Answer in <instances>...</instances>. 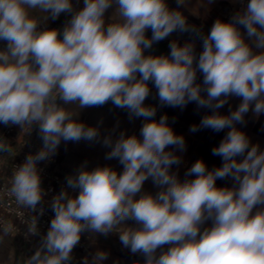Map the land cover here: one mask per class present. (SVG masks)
I'll use <instances>...</instances> for the list:
<instances>
[{"label":"clouds","instance_id":"9594fccd","mask_svg":"<svg viewBox=\"0 0 264 264\" xmlns=\"http://www.w3.org/2000/svg\"><path fill=\"white\" fill-rule=\"evenodd\" d=\"M231 2L238 7L230 17L205 32L189 23L187 0L175 8L168 0H0V125L26 135L35 128L42 141L15 165L7 193L30 213L42 216L45 204L54 212L43 235L31 215L25 236L39 235V243L17 264H104L103 250L74 257L86 232L118 235L142 257L132 264H264V149L237 127L249 112L264 115V0ZM62 15L61 28L49 27ZM174 33L191 38L172 39L167 54H155L154 45ZM149 97L158 105L146 104ZM233 97L240 100L234 109ZM109 103L129 121L142 119L138 135L113 138L119 122L102 135V120L80 119L81 110ZM189 103L209 110L190 132L228 131L211 149L221 165L197 159L181 179L185 138L167 114L156 116L158 108ZM80 141L108 149L105 160L122 171L84 161L47 199L52 189L42 186L38 165L62 142ZM12 151L0 134V154ZM149 180L155 193L144 188ZM13 230L3 227L5 235Z\"/></svg>","mask_w":264,"mask_h":264},{"label":"crops","instance_id":"0c3cea01","mask_svg":"<svg viewBox=\"0 0 264 264\" xmlns=\"http://www.w3.org/2000/svg\"><path fill=\"white\" fill-rule=\"evenodd\" d=\"M220 2H227L233 5L231 0H214L212 4H208L207 0H187V9L193 14L203 15L218 7ZM65 19L66 18H59L56 21H51L49 22V27L61 28ZM160 48L165 54L169 52L163 46H160ZM154 53L161 54L158 49H156ZM200 79L202 80V77ZM153 93H155L154 88ZM145 103L158 105V100H153L149 97ZM239 103V98L235 97L231 98L229 101V104L233 109ZM228 108L229 105H225L219 111L222 114H227ZM208 111L209 110L207 109H197V106L194 103H189L183 110L171 107L158 108L156 118L159 119L161 115L167 114L169 117V123L174 131L178 135H183L186 141V152L183 153L184 162L178 168V174L181 179H184V173L187 170V167H190L197 159H203L209 168L220 166L222 163L220 157L211 154V149L219 144L228 131L227 129L219 133L213 132L210 129H202L195 133L189 131L190 126L193 124H199L201 118L207 114ZM173 118H175V123L172 122ZM80 119L90 126H95L102 120V135L111 131L113 127L116 126L117 122H119V127L116 128L113 138H115L120 131H126L129 135L133 133L138 135L143 123L142 119L129 121L127 113L121 109L113 107L111 103L99 108H86L81 110ZM245 120L246 125H237V127H240L249 136L252 143H259L261 148L264 149V115L257 119L251 112H249L246 115ZM33 130H35L36 146L41 147L42 141L39 137L38 130L35 128ZM19 134H21L20 130L18 135ZM107 151L108 149L104 148L102 145L92 144L87 141H80L79 143L68 142L67 144L62 142L58 149V154L56 155L58 157L57 167L63 178L67 174L73 173L74 170L84 161H88L89 169L97 165L103 166L107 164L114 167L117 171H122V166L117 160H105L104 157ZM173 170H177V166H174ZM225 184L230 186L231 182L217 180L218 186H224ZM144 188L153 193L157 191L151 180L145 182ZM83 236L86 240L87 251L89 254L95 253L97 250H103L109 253V258L104 264H114L115 261H119L120 264H132L133 261L142 260V257L133 256L127 249L123 248L118 235L110 234L105 237L100 234H90L86 232ZM38 243L39 242H34L27 248H24L17 240L8 238L6 235H0V264H12L15 262V258L19 256L26 258V256L32 254L34 247ZM120 246H122V248L128 253H123Z\"/></svg>","mask_w":264,"mask_h":264},{"label":"built area","instance_id":"2783aa9c","mask_svg":"<svg viewBox=\"0 0 264 264\" xmlns=\"http://www.w3.org/2000/svg\"><path fill=\"white\" fill-rule=\"evenodd\" d=\"M19 128L10 127L1 130L0 134H3L12 144L13 151L10 154V158L7 163L0 157V235H5L3 227L6 223L14 225V230L6 235L8 238H12L20 242L23 247H28L34 242H39V235L30 236L26 239V232L30 225L31 215L37 216V227L41 235L45 234L48 230L50 221L54 216V212L48 206L44 205V214L41 216L36 213H30L27 209L19 207L14 198L10 197L7 193V188L10 186L11 173L15 168V165L23 163L26 155L30 152H36L40 147H31L26 145L17 146L12 138L18 136ZM58 157L54 156L51 161L45 163L41 162L38 167L44 169L41 173L42 186L47 189H52L47 199H51V196L56 192H59L61 186L64 184V178L61 175L58 167ZM74 257L79 261L82 257L89 255L87 251V243L82 235L79 245L74 249Z\"/></svg>","mask_w":264,"mask_h":264},{"label":"rangeland","instance_id":"374dc122","mask_svg":"<svg viewBox=\"0 0 264 264\" xmlns=\"http://www.w3.org/2000/svg\"><path fill=\"white\" fill-rule=\"evenodd\" d=\"M168 4H169V6L171 7V8H175L174 6H173V4H172V2L170 1V0H168ZM226 4L227 5H223V6H218V7H216L215 9H213V10H211V11H209L208 13H206V14H203V15H196V14H193V13H191V11L188 9V11L199 21V22H195V21H193V20H191V19H189L188 18V21H189V23H191V24H195V25H197V26H203V30L205 31V32H207L210 28H211V26H212V24H213V22H214V20L216 19V18H221V19H223L230 11H232V10H234L236 7H238V5H231V4H229V3H227L226 2ZM110 12H111V10H109V14H110ZM211 12H213V15H211ZM205 17H206V19L207 18H209L210 20V24H211V26L208 24V23H206L205 22ZM60 18H66L64 15H62ZM203 19H204V21H203ZM202 20V21H201ZM51 22V21H50ZM151 33L149 32V35H150ZM191 37L188 35V34H183V35H179V34H177V33H174L171 37H169L168 39H165V40H163V41H161V42H159L158 44H156V45H154V51L156 50V49H158L160 52H161V54L163 53V54H165L164 53V51L160 48V46H163L167 51H169V48H168V44H169V42H170V40H172V39H178L179 41H180V43L182 44V43H184L185 41H188L189 39H190ZM202 50V46H201V42L199 41V40H197L196 41V52L197 53H199L200 51ZM167 54V53H166ZM4 127V126H3ZM3 127H1V130L3 129ZM1 130H0V132H1ZM22 134V133H21ZM21 134H19V135H21ZM18 135V136H19ZM17 136V137H18ZM16 137V138H17ZM20 137V136H19ZM19 137H18V139L16 140V138H15V144H18V142H19ZM12 246V245H11ZM24 248H27V247H24ZM120 248H122V246H120ZM121 251L123 252V253H125V254H127L128 252L127 251H125L123 248L121 249ZM13 259V258H12ZM23 259V257H17V258H15V262H13L12 264H17V262L18 261H20V260H22Z\"/></svg>","mask_w":264,"mask_h":264},{"label":"trees","instance_id":"16d2710c","mask_svg":"<svg viewBox=\"0 0 264 264\" xmlns=\"http://www.w3.org/2000/svg\"><path fill=\"white\" fill-rule=\"evenodd\" d=\"M171 2H172V4H173V6L174 7H176V0H170ZM225 6V5H227L225 2H220L219 4H218V6ZM183 11H184V14L187 16V18H189V19H191V20H193V21H195V22H199L189 11H188V9L187 8H185V9H182ZM235 10V9H234ZM234 10H232V11H230L223 19L224 20H227L229 17H230V15H231V13L234 11ZM211 15H213V12H211ZM205 19H206V17H205ZM210 19L209 18H207L206 20H205V22L206 23H208L210 26H211V24H210V21H209ZM202 21V20H201ZM203 21H204V19H203ZM1 127H3V125H0V128ZM20 137H19V142H18V144H16L17 146H21V145H26V146H31V147H36V141H35V130H33L32 132H31V134H29V135H26L25 133H22L21 135H19ZM16 138V137H15ZM15 138H12V140H14V141H16L17 140V138H16V140H15ZM11 154V153H10ZM10 154H0V157L4 160V162L5 163H7V161H8V159L10 158Z\"/></svg>","mask_w":264,"mask_h":264}]
</instances>
